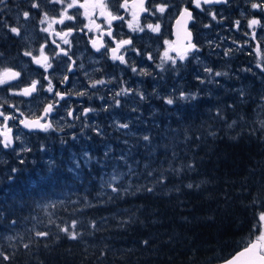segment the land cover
<instances>
[{"label": "trees", "instance_id": "obj_1", "mask_svg": "<svg viewBox=\"0 0 264 264\" xmlns=\"http://www.w3.org/2000/svg\"><path fill=\"white\" fill-rule=\"evenodd\" d=\"M31 2L0 0V40ZM208 52L193 98L167 94L134 137L48 133L2 155L0 264H215L261 235L264 102L227 71L209 84Z\"/></svg>", "mask_w": 264, "mask_h": 264}, {"label": "flooded vegetation", "instance_id": "obj_2", "mask_svg": "<svg viewBox=\"0 0 264 264\" xmlns=\"http://www.w3.org/2000/svg\"><path fill=\"white\" fill-rule=\"evenodd\" d=\"M31 4L10 17L27 12L32 38L0 40L10 47L0 55L10 61L1 73L9 90L0 95V158L8 138L21 151L26 137L48 133L110 129L134 137V123L155 103L190 98L207 50L209 84L227 71L232 89H256L264 101V0H49L30 11ZM184 11L192 41L177 49L172 27Z\"/></svg>", "mask_w": 264, "mask_h": 264}, {"label": "water", "instance_id": "obj_3", "mask_svg": "<svg viewBox=\"0 0 264 264\" xmlns=\"http://www.w3.org/2000/svg\"><path fill=\"white\" fill-rule=\"evenodd\" d=\"M224 1L225 0H202L205 5L219 4V2ZM190 21L191 12L184 11L173 22L174 25L172 27V36L174 39V47H176L177 49L182 48V46L185 45L186 41H192V35H190V33L187 31V27ZM190 49L192 50V48ZM10 73H12L15 77L14 71H11ZM9 79L13 78L10 77ZM27 89L31 90V87H28ZM36 121L39 120L36 119ZM7 145L9 148L13 147V142L11 138H8ZM260 250L261 244L257 239H255L252 242L248 243L247 246L241 248V250L232 254L229 259L215 264H264V253H261Z\"/></svg>", "mask_w": 264, "mask_h": 264}, {"label": "rangeland", "instance_id": "obj_4", "mask_svg": "<svg viewBox=\"0 0 264 264\" xmlns=\"http://www.w3.org/2000/svg\"><path fill=\"white\" fill-rule=\"evenodd\" d=\"M46 1H49V0H40V2L39 3H32L31 4V8H30V11H34V10H39L40 8H42V6H41V4H42V2H46ZM48 4V3H47ZM55 4V3H54ZM54 4L52 5V6H54ZM11 19H12V22H11V24H12V29H11V31H13V33H14V35H17L18 36V38H19V41H21V42H24V41H26V40H28L27 38H32V28L35 26V24H33V25H31V23H30V21H31V19H33L30 15H28L27 14V12L26 13H24L23 15H19L18 17H16V18H12L11 17ZM16 33H15V32ZM264 36V34H261V37H263ZM169 51H165V49H164V51H163V54H167ZM167 58V57H166ZM10 61H2L1 59H0V93L1 92H3V93H6L7 94V91H8V89L7 88H5L4 89V78H2V75H1V73L2 72H5L7 69H8V66H7V64L9 63ZM31 65V64H30ZM32 66V65H31ZM32 75V73H30L29 74V72H27L26 73V76H27V78L26 79H28V78H30V76ZM7 78H10V77H13V74L12 73H10V74H7V76H6ZM263 86V85H262ZM263 88H264V86H263ZM233 91H234V89H233ZM235 92V91H234ZM2 94V93H1ZM0 94V95H1ZM11 98V97H10ZM259 100L261 101L262 100V96L259 98ZM7 102V101H6ZM259 102V101H258ZM0 103H2V102H0ZM9 103L11 104V102H10V99H9ZM6 137V136H5ZM8 137H6V139H7ZM33 138V137H32ZM32 138H26L25 139V145H26V143L28 142V141H30ZM5 139V140H6ZM25 145L23 146V147H20L21 148V151H23V150H25ZM21 151H19V152H21ZM111 178H114V175H109V179H111ZM260 221H261V228H262V230H261V235H259V237L257 238L258 239V241L260 242V244H261V252H263L264 253V215H262L261 217H260Z\"/></svg>", "mask_w": 264, "mask_h": 264}, {"label": "bare ground", "instance_id": "obj_5", "mask_svg": "<svg viewBox=\"0 0 264 264\" xmlns=\"http://www.w3.org/2000/svg\"><path fill=\"white\" fill-rule=\"evenodd\" d=\"M12 5V4H11ZM198 26V25H197ZM15 32V31H14ZM16 33V32H15ZM5 56H6V54H5ZM139 68V67H138ZM244 68V67H243ZM242 68V69H243ZM245 69H247V68H245ZM172 70V69H171ZM248 71V70H247ZM170 72H172V71H170ZM238 72V71H237ZM173 75V74H172ZM170 76V75H169ZM7 78V77H6ZM172 80H174L173 78H172ZM233 82H235V81H233ZM231 83V82H230ZM82 85V84H81ZM235 86V85H234ZM251 86V85H250ZM257 86V85H256ZM232 87V86H231ZM237 87V86H236ZM239 87V86H238ZM258 87V86H257ZM171 88V87H170ZM235 88V87H234ZM8 90H9V88H7ZM261 89V88H260ZM171 90V89H170ZM243 90V89H242ZM242 90H240V91H242ZM171 92V91H170ZM260 92V91H259ZM3 93V92H2ZM180 93V92H179ZM256 93V92H255ZM28 94V93H27ZM26 94V95H27ZM246 94V93H245ZM171 95V94H170ZM256 95V94H255ZM179 96V95H178ZM182 96V95H181ZM262 96V95H261ZM258 98H259V95H258ZM258 100V99H257ZM260 101V100H259ZM263 101V100H262ZM264 102V101H263ZM40 118V117H39ZM28 123V122H27ZM45 129V128H44ZM27 138V137H26ZM35 138V137H34ZM33 140V139H32ZM27 144H28V142H27ZM13 152V151H12ZM24 156V155H23ZM22 157V156H21ZM88 158V157H87ZM9 159V158H8ZM16 160H17V158H16ZM84 160V159H83ZM89 161V160H88ZM5 163V162H4ZM7 165V164H6ZM8 166V165H7ZM2 167V166H1ZM6 167V166H5ZM13 168V167H12ZM4 169H9V168H4ZM5 171V170H4ZM109 174V173H108ZM117 174V173H116ZM106 177H108V176H106ZM118 177V176H117ZM107 180V179H106ZM109 182V181H108Z\"/></svg>", "mask_w": 264, "mask_h": 264}]
</instances>
